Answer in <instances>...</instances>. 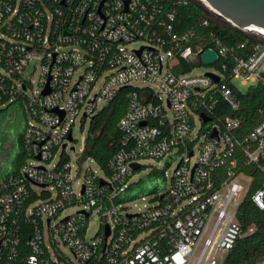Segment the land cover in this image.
<instances>
[{"label":"built area","instance_id":"obj_1","mask_svg":"<svg viewBox=\"0 0 264 264\" xmlns=\"http://www.w3.org/2000/svg\"><path fill=\"white\" fill-rule=\"evenodd\" d=\"M31 1L0 4V38L7 39L3 27L14 17L21 22L20 3ZM38 1L23 40L8 39L14 45L1 69L13 80L12 99L24 97L34 122L22 126L28 158L17 173L0 177V264H249L231 259L236 243L257 229L239 215L259 180L250 200L264 213V119L240 136L241 118L215 111L221 102L239 109L238 83L264 85V35L235 26L205 0ZM192 3L205 15L182 29L178 10ZM212 22L238 29L244 41L223 40ZM207 49L216 55L212 63L201 61ZM30 61L40 66L39 91L31 96L23 78ZM200 64L211 72L194 74ZM124 87H132L117 124L125 147L109 161V173L90 157L81 160L95 162L102 176L73 166L65 150L76 120H90ZM142 159L177 162L152 205L131 213L123 202ZM92 213L100 223L88 240ZM254 264H264V253Z\"/></svg>","mask_w":264,"mask_h":264},{"label":"trees","instance_id":"obj_2","mask_svg":"<svg viewBox=\"0 0 264 264\" xmlns=\"http://www.w3.org/2000/svg\"><path fill=\"white\" fill-rule=\"evenodd\" d=\"M42 1L47 5L52 3L49 0ZM0 2H2L0 3L1 5L6 3L13 8L16 0H0ZM38 8H41V3L38 0H32L29 5L21 2L17 14V16H22L21 22H18L17 17H14L10 26L3 27L2 32L7 39L0 38V45L2 46L0 47V55L2 57L0 61V116L4 113L5 109L13 103L18 102V104L24 108L23 96H21V99H12L10 85L13 80L12 78L6 77L1 69H8L6 53L8 48H10L11 45H14L10 43L8 39H12L14 42H20L23 40L24 37L22 31L28 27L29 15ZM1 9L5 12L3 6ZM8 15L9 13H5V18H7ZM204 15L202 9L192 3L183 6L178 10L177 20L183 29L203 18ZM212 25L219 37L225 41L230 40L232 43H239L245 39V35L236 28H229L217 22H212ZM17 54V51L13 52V58H16L18 56ZM198 63H200V60ZM130 89H132V87L122 88L112 100L104 105L102 109L94 114L89 120L87 135L84 139L82 159H86L87 157L92 158L106 174L109 173V161L115 153L125 147L123 133L118 128L117 124L126 110L128 100L126 94ZM236 92L241 101L239 109L236 111L231 110L226 104L221 102L215 113L218 116H239L241 118V125L238 133L240 136H244L264 119V85L258 84L257 86L248 87L245 92L239 90H236ZM219 108H223V110H219ZM15 141V154L10 165L1 168L0 177L17 173L20 166L29 156V152L24 144L21 127H19ZM242 169L251 172L254 168L252 166H247L242 167ZM151 173L155 174L156 171H151ZM259 185L260 180L252 185L250 192L245 196L240 205V213L244 212L245 216L241 217V215H239V220L243 225L254 223L257 229L254 234L236 243L231 261L254 264L264 253V213L254 207L250 200V193ZM134 188H137L136 183L130 185L124 199L128 200L134 197L132 195ZM27 237V235L23 237V242L26 241ZM25 252L29 253L30 251L25 249Z\"/></svg>","mask_w":264,"mask_h":264},{"label":"rangeland","instance_id":"obj_3","mask_svg":"<svg viewBox=\"0 0 264 264\" xmlns=\"http://www.w3.org/2000/svg\"><path fill=\"white\" fill-rule=\"evenodd\" d=\"M138 45V43H135L131 44L130 47H136ZM71 47L77 48V46ZM260 68L261 70L264 69V62ZM211 70L210 66L200 64L195 67L193 72L194 74H204L206 72H211ZM39 72L40 66L37 61H30L23 72V78L30 82V88L28 89L29 96H31L32 93L35 95L38 94ZM76 75H78V73ZM139 84L145 85L147 83L139 82ZM237 86L241 92H245L248 89L249 84L239 85L238 83ZM27 121L31 123L34 122L27 108H23L18 104V102L9 105L0 116V170L1 168L8 167L10 165L16 150V134L19 127H21V124L24 125ZM88 126L89 119H86L83 124L80 120H76L72 131L74 140L68 144V148L65 150V153L68 155L69 162L73 166L79 165L82 169L89 166L92 170L96 171L99 176H102V173L95 162L90 160L82 161L84 158L81 160V150L84 145V139L87 135ZM71 148H73V150ZM196 152L197 150H195V153ZM77 159H79L80 163L77 162ZM176 162L177 161L173 160L171 163H167L166 159L140 160L142 167L135 172V175L131 179L136 183L137 188H134L133 190L132 195L134 197L123 202L125 210L127 212L134 213L141 212L150 207L154 201V195L162 191L165 187H168ZM151 171H156L157 174H152ZM78 180L81 181L82 179L79 178ZM80 208H82L80 204L74 205L66 210L65 213H73ZM99 223L98 216L92 213L89 217L87 231L88 240H91L98 231ZM61 250L68 259L74 262L72 254L68 248L61 246Z\"/></svg>","mask_w":264,"mask_h":264},{"label":"water","instance_id":"obj_4","mask_svg":"<svg viewBox=\"0 0 264 264\" xmlns=\"http://www.w3.org/2000/svg\"><path fill=\"white\" fill-rule=\"evenodd\" d=\"M207 4L215 9L221 16L228 18L235 26L244 28L249 25H255L264 29V0H205ZM216 59L215 53L211 49L205 50L201 55L202 63H212ZM215 79L212 74H209ZM25 93V87H23ZM48 88L42 91L45 95L48 93ZM63 116V112H61ZM203 121H207V117L202 114ZM145 122H141L144 125ZM216 135V131L212 136ZM39 158V157H37ZM133 169H137V164H131ZM105 239L109 235V226L105 225Z\"/></svg>","mask_w":264,"mask_h":264},{"label":"bare ground","instance_id":"obj_5","mask_svg":"<svg viewBox=\"0 0 264 264\" xmlns=\"http://www.w3.org/2000/svg\"><path fill=\"white\" fill-rule=\"evenodd\" d=\"M246 27H247V29L258 31L259 33L264 35V29H262L261 27H257L255 25H249V26H246Z\"/></svg>","mask_w":264,"mask_h":264},{"label":"crops","instance_id":"obj_6","mask_svg":"<svg viewBox=\"0 0 264 264\" xmlns=\"http://www.w3.org/2000/svg\"><path fill=\"white\" fill-rule=\"evenodd\" d=\"M22 126H23V125L21 124V129H22Z\"/></svg>","mask_w":264,"mask_h":264}]
</instances>
